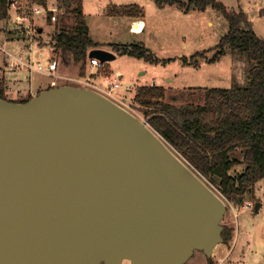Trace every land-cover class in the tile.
I'll return each instance as SVG.
<instances>
[{"label": "water", "instance_id": "water-1", "mask_svg": "<svg viewBox=\"0 0 264 264\" xmlns=\"http://www.w3.org/2000/svg\"><path fill=\"white\" fill-rule=\"evenodd\" d=\"M226 210L147 120L107 95L63 84L25 102L0 97V264H186L224 243Z\"/></svg>", "mask_w": 264, "mask_h": 264}, {"label": "rangeland", "instance_id": "rangeland-1", "mask_svg": "<svg viewBox=\"0 0 264 264\" xmlns=\"http://www.w3.org/2000/svg\"><path fill=\"white\" fill-rule=\"evenodd\" d=\"M77 1L72 0V8H76ZM81 1L91 38L100 44V48L116 55V59L103 62L106 72L111 73L112 77L117 76L118 71L122 72V77L118 79L124 87L116 89L114 95L125 99L122 102L112 99L142 120L147 118L135 105L134 97L138 87L143 85L158 84L165 87L167 100L179 105L204 103V91L203 94L200 91L196 93L199 88L248 85L252 61L245 54L228 51L214 62L199 58L197 65L186 63V60L190 61L198 52L207 51V58L214 55L220 39L229 29L228 21L222 12L212 7L204 11L186 10L176 3L160 6L155 0ZM219 1L229 9L246 12L253 29L264 39V0ZM133 4L143 8V15L110 16L106 13L110 6ZM34 6L36 3L32 0H16L9 10V18L0 20V81H4L5 89L9 91L8 98L12 95L13 99H26L29 96L27 92L29 89L38 84L45 87L50 82L48 76L34 72L31 87L30 73L27 69L17 68L16 64L19 63L14 59V55L24 60L31 55L32 59H40L48 66L49 59L57 55L53 52L51 41L56 24L63 19L69 26H74L77 21L75 14L66 12L65 0H49L51 10L58 8V11L54 12L57 19H52L53 24L48 21L47 10L36 14ZM18 16H22L23 19L18 21ZM137 43L145 45L159 62L152 63L144 58L119 53L114 48L116 44ZM59 60L64 75L71 77L73 74L81 77L79 65L67 66L60 57ZM11 64H14L13 68ZM14 68L16 70H13ZM87 72L89 73V70ZM63 84L84 86L71 80L60 81L58 85ZM173 96L177 99L173 100ZM172 149L189 164L174 148ZM242 170L243 167H238L237 171ZM202 177L206 180L204 176ZM208 185L222 196L217 188ZM222 198L227 204V210L221 223L224 227L233 229L232 237L227 243L224 241L219 244L212 257L206 256L203 251H196L186 264H209V258H212L215 264H264V179L257 183L253 193L245 195L243 202L239 203V209L236 210L237 215L232 205L238 202L230 201L223 196ZM248 202L252 203V206L244 208ZM258 203L262 204L259 211L256 210ZM123 263L130 264L126 260Z\"/></svg>", "mask_w": 264, "mask_h": 264}, {"label": "trees", "instance_id": "trees-1", "mask_svg": "<svg viewBox=\"0 0 264 264\" xmlns=\"http://www.w3.org/2000/svg\"><path fill=\"white\" fill-rule=\"evenodd\" d=\"M15 1L0 0V20L9 18V10ZM32 1L46 8L48 21L53 24L54 12L50 9L49 0ZM155 1L160 6L176 3L186 10L204 11L212 7L222 12L228 21L229 29L220 39L214 55L207 58V51L198 52L186 63L197 65L199 58L214 62L228 51L245 54L252 61L247 86L199 88L196 93L204 91L202 104L179 105L168 101L166 88L158 84L138 87L134 97L135 105L169 146L224 198L242 203L245 195L253 193L257 183L264 179V39L255 32L246 12L229 9L219 0ZM77 3L76 8H72V0H65L66 12L76 15V24L69 26L62 19L56 24L51 41L53 52L61 61L66 65H79L80 75L85 76L87 61L91 59L89 54L100 48V44L87 30L82 1ZM106 13L110 16H141L144 10L138 4L113 5ZM114 48L119 53L159 62L141 43L116 44ZM0 97L8 98L4 81H0ZM30 98L32 95L26 99L10 100L25 102ZM176 99L173 96V100ZM238 167H243V170L237 171ZM232 232L233 229L224 227L226 243ZM209 260V264H215L212 258Z\"/></svg>", "mask_w": 264, "mask_h": 264}, {"label": "built area", "instance_id": "built-area-1", "mask_svg": "<svg viewBox=\"0 0 264 264\" xmlns=\"http://www.w3.org/2000/svg\"><path fill=\"white\" fill-rule=\"evenodd\" d=\"M52 10H53V12H57L58 8H52ZM44 11H46L45 7L39 6V5L34 6V12L36 14H41ZM22 19H23L22 16H18L17 17L18 21H20ZM52 19L56 20L57 19V15L54 14ZM9 54H11V53L9 52ZM12 55H14V54H12ZM14 59H16L17 62L19 63V64H16L17 68L21 67L22 69L23 68L27 69L28 73H30V75H29V82L30 83H31L32 74L34 72H39V73H42V74L48 76L49 78H52V81H51V85L52 86H58V84H59V82L61 80L75 81V82L84 84V86L89 85L88 81L85 82V81H82V79H79V78H75L74 79V78H71V77H68V76L61 75L59 73L60 60H59V57L57 55L49 59L48 66H45L43 61H41L40 59H38V60L37 59L36 60L32 59L31 56H29L28 58H25V60H24L22 57H17V56L14 55ZM91 64L94 65V66L100 67V68L103 66V63L96 57L91 58ZM10 66L13 68L14 64H11ZM13 70H16V68H14ZM123 87L124 86L122 85L120 80L118 78H115L114 80H112V81H110L108 83V87L106 89V92L108 93L107 95L110 98L115 99L116 101L122 102L125 98L124 97H118V96L114 95V91L116 89H121ZM97 91H99V90H97ZM27 92L29 93V95H32V96L36 94V92H34L32 89H29ZM99 92H101V91H99ZM10 96H11V98H9V99H13L12 95H10ZM251 206H252V203L248 202L243 207L244 208H250ZM232 208L234 209V212L237 215L236 210L239 209V203H237L236 205H232ZM122 264H124V263H122Z\"/></svg>", "mask_w": 264, "mask_h": 264}, {"label": "crops", "instance_id": "crops-1", "mask_svg": "<svg viewBox=\"0 0 264 264\" xmlns=\"http://www.w3.org/2000/svg\"><path fill=\"white\" fill-rule=\"evenodd\" d=\"M29 56H31V55H29ZM72 64H74V63H71L70 65H72ZM70 65H67V66H70ZM76 66H78V65H76ZM87 69L89 70V73L87 72V74L85 76H81L80 75L81 77H78V76H75V75L72 74L71 78L77 77L79 79H82V81H85V82L88 81L89 85H86V86H88V88L99 90V91H101L102 93H104L106 95L108 94L106 92L107 82L109 83L110 81L114 80L116 77L117 78L118 77H122V72L121 71L117 72V76H113L112 77L111 73L106 72V70H105L106 68L104 67V63H103V66L100 68V67L92 65L91 64V59H88V61H87ZM4 71L6 72V69H4ZM59 73L61 75H64L63 69L61 68L60 65H59ZM64 76H67V75H64ZM5 79H6V77H5ZM51 81H52V78H50V82L48 83L49 85L47 84V86H45V87H42L40 84H38L35 87L32 86V83L30 85H31V87H33L32 90L34 92H39L40 90L46 89L48 86H50L51 85ZM61 81H63V80H61ZM154 82L157 83L156 81H154ZM107 87H108V85H107ZM6 92L9 93V91H6ZM224 260H225V258L222 259V261H224Z\"/></svg>", "mask_w": 264, "mask_h": 264}]
</instances>
